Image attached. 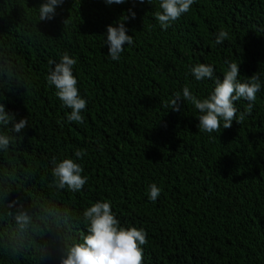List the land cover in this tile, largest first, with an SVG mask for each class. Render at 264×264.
Returning <instances> with one entry per match:
<instances>
[{"label": "trees", "instance_id": "1", "mask_svg": "<svg viewBox=\"0 0 264 264\" xmlns=\"http://www.w3.org/2000/svg\"><path fill=\"white\" fill-rule=\"evenodd\" d=\"M44 2L0 0V103L15 122L28 120L20 133L0 125L10 137L0 150V264H61L95 202L145 230L143 264H264V0H195L167 30L154 16L159 0H64L40 21ZM122 20L133 44L114 61L107 26ZM221 30L228 37L217 44ZM65 53L77 61L83 124L67 121L71 109L47 81L49 61ZM231 62L239 82L256 75L261 84L250 114L249 101L234 102L241 124L225 129L221 119L206 133L193 104L164 107L185 86L207 98ZM199 63L214 67L212 79H195ZM54 157L82 165L80 191L56 187Z\"/></svg>", "mask_w": 264, "mask_h": 264}, {"label": "clouds", "instance_id": "2", "mask_svg": "<svg viewBox=\"0 0 264 264\" xmlns=\"http://www.w3.org/2000/svg\"><path fill=\"white\" fill-rule=\"evenodd\" d=\"M64 0H46L39 7V20L52 19L55 9ZM125 0H106V3L122 4ZM144 3L145 0H139ZM152 3V0H147ZM195 0H159L160 11H155L154 16L164 30L170 26L171 22L179 19L182 14L187 13ZM136 13L131 12V17L135 18ZM125 17L124 19H127ZM106 43L109 46L108 55L112 60H119L124 46L133 44V36L128 35L123 20L119 26H107ZM228 37V32L221 30L216 36V43L222 44ZM77 61L65 53L60 62L49 61L54 64V68L49 72L47 81L56 88V95L63 105L71 109L67 115V121L84 123L82 111L87 107L86 99L82 98L77 87L78 80L73 75V66ZM192 74L196 80L212 79L214 67L209 64L199 63L192 67ZM239 65L231 62L229 69L224 73L223 79L215 80V87L212 93L205 99H198L187 86L183 88L182 96L176 93L175 97L164 107L174 111H180L181 102L187 101L199 110L198 128L202 132H219L221 119L223 128H230L233 120L242 123L244 113L237 117L235 101L241 98L249 101L247 112L252 111V103L256 100V94L261 89L259 77L252 75L250 81L239 82ZM12 125V131L20 133L28 125L27 118L14 121V116L6 111L4 103H0V125ZM10 145V137L0 134V150L7 149ZM85 150L77 149L75 156L83 158ZM55 167L52 174L56 178V187L78 192L87 183V177L82 175L84 169L80 163L71 158H65L57 163L53 158ZM161 193V189L155 184L149 186V199L155 202ZM15 203V202H14ZM83 216L87 223V232L82 234V242L65 249L61 258V264H143V249L141 245L147 244L146 232L142 228L135 226H122L117 216L112 210L110 202H95L88 207ZM17 222L23 227L26 226L30 217L26 212H21L16 216Z\"/></svg>", "mask_w": 264, "mask_h": 264}]
</instances>
